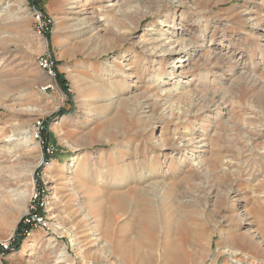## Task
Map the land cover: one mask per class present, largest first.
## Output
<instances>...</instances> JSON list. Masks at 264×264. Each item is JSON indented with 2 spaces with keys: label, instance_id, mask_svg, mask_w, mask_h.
I'll return each instance as SVG.
<instances>
[{
  "label": "rangeland",
  "instance_id": "1",
  "mask_svg": "<svg viewBox=\"0 0 264 264\" xmlns=\"http://www.w3.org/2000/svg\"><path fill=\"white\" fill-rule=\"evenodd\" d=\"M162 36L189 54L138 64ZM113 116L122 129L106 127ZM136 160L137 185L174 189L154 224L112 208L126 188L134 198L111 179ZM139 235L157 249L140 257ZM1 259L264 264V0H0Z\"/></svg>",
  "mask_w": 264,
  "mask_h": 264
},
{
  "label": "bare ground",
  "instance_id": "2",
  "mask_svg": "<svg viewBox=\"0 0 264 264\" xmlns=\"http://www.w3.org/2000/svg\"><path fill=\"white\" fill-rule=\"evenodd\" d=\"M112 5L113 4H111L110 6H112ZM117 19H115V20H117ZM117 25H118V23H117ZM204 28L205 29L207 28L206 25H205ZM168 38L169 39H167L166 37L164 38V36H162V38L157 39L155 41L152 38L147 39L148 41H144V44L146 46L145 49H146V52L149 54V56H147L146 58H143V61L140 58H138V62L137 63L138 64L142 63V65H145L148 62V63H151L150 65H152V63L154 62V59H153L154 57L153 56L158 55V53H160L162 51L165 52V54H167V55H174L176 53H179V54L180 53H184L183 55L187 56L189 54V50L185 49L186 47H184L181 44L177 43L178 41H172L170 39V37H168ZM155 42H158V46L156 45V47H154V46L151 47ZM184 56H182V57H184ZM157 79H159V77ZM159 83L162 86L164 84H166L165 81L159 82ZM155 84L157 86L160 85V84H157V83H155ZM161 92H162V94H165V93H167V94L169 93L170 94L171 93V91H167V90L166 91L163 90ZM169 94H168V96H169ZM130 104H132V103H130ZM146 104L149 105V106L151 105L150 101L147 102ZM128 105L129 104L124 102L122 104V107H128ZM141 107H142V105H141ZM128 109L130 110V114H131L130 116H132L133 113L138 110L137 107H132L131 108L130 106L128 107ZM120 122L121 121H119L116 116H113L105 124H107L106 127H114V126L115 127H119V126L121 127L122 125H120ZM139 122L141 124L145 125V122L140 120V119H139ZM121 124H122V122H121ZM135 124L137 125V123H135ZM121 129H122V127H121ZM117 133H119V131H117ZM179 137H178L177 134H172V135L169 136V140L172 142L171 148L173 150H177V151H184L185 148L191 144V143H189L190 140H187V138H183V136H182V137H180L181 138L180 143H177V139H179ZM142 164L143 163H142L141 160H136L134 162V164L127 163L122 169L126 173L125 177L122 178V174L119 177V179H116V177H112L111 180H113L112 184H114V185L111 184V186L113 188L121 189L124 186H127L129 184H135V187H134L135 189L133 188L135 190V192L133 193L134 194V198L131 199L130 198V196H131L130 194H129L130 196H127V192L128 191H126V190H128V189L126 188L125 193L119 192V193H117L115 195L113 194L114 195V204L112 205V208H116V209L123 210V211L124 210H126V211L128 210V211H130V215L136 217L137 219H139L141 221H144L146 223H149V224H154V223H156L159 220L158 215L160 216L162 205H165L166 206L165 209H167L168 211L173 209V205L171 203H169L170 200L166 196V191L168 190V192L170 194V193L174 192V189H172V187H168L167 183L165 182V180H162V181H150L146 185H143V184L142 185L141 184L137 185L138 183H135V182H137L138 180L140 181L141 179L144 180L146 178L144 176L146 171L144 169V166H142ZM107 178H109V177L107 176ZM107 178L105 180H107ZM106 183H108V181L104 182V184H106ZM107 200L108 199L103 200L101 198V200H99L98 204L94 205V207L98 208L102 212H107V209L110 210V207H108V205H107V203H108ZM163 213H165V212H163ZM176 213L177 212H171L166 217L167 218V222L171 226H174V227H177V228L183 227L184 226V222H183V220L181 218H179V216ZM131 225L134 228L137 227L136 226V222L134 224H131ZM186 225H187V223H186ZM205 231H207V230H205ZM197 232H198V230H197ZM141 235H139V237L134 238L132 240L129 239L130 247L133 248V249L135 248L136 251H138V250L141 251L140 252L141 256L139 255L140 257H142V255H144L145 248L151 249V250H156L157 249V244H156V242L154 240H152V239L149 240L148 239L147 241H143L140 238ZM164 238H165V247H166V259L168 260V259H172V258L177 257L179 255V248L176 245L177 243L175 244V241L171 239L172 238V234L170 233V231L167 232L166 237L164 236ZM123 240H125V239H119V244L120 243L123 244Z\"/></svg>",
  "mask_w": 264,
  "mask_h": 264
},
{
  "label": "trees",
  "instance_id": "3",
  "mask_svg": "<svg viewBox=\"0 0 264 264\" xmlns=\"http://www.w3.org/2000/svg\"><path fill=\"white\" fill-rule=\"evenodd\" d=\"M37 5H38V4H37V1H35V2H34V6H35V7H38ZM39 8H40V7H39ZM59 82H60V84L62 85V87L66 90V89H67V87H66V83H67V81L65 80L64 76H62V75L59 76ZM39 213H40V214L42 213V208H40V207H39Z\"/></svg>",
  "mask_w": 264,
  "mask_h": 264
},
{
  "label": "built area",
  "instance_id": "4",
  "mask_svg": "<svg viewBox=\"0 0 264 264\" xmlns=\"http://www.w3.org/2000/svg\"><path fill=\"white\" fill-rule=\"evenodd\" d=\"M0 264H4V262H3V260H2V259L0 260Z\"/></svg>",
  "mask_w": 264,
  "mask_h": 264
}]
</instances>
